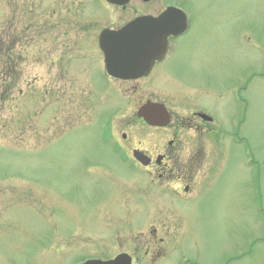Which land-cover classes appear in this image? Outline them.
<instances>
[{
    "label": "rangeland",
    "instance_id": "obj_1",
    "mask_svg": "<svg viewBox=\"0 0 264 264\" xmlns=\"http://www.w3.org/2000/svg\"><path fill=\"white\" fill-rule=\"evenodd\" d=\"M180 1L193 25L152 94L99 74L97 36L120 20L116 5L0 0V264L120 250L133 264H264V0ZM184 78L213 101V133L185 157L190 177L143 173L102 123L113 109L122 143L125 132L152 147L164 130L127 122L147 97L186 107ZM152 231L156 254L133 246Z\"/></svg>",
    "mask_w": 264,
    "mask_h": 264
},
{
    "label": "flooded vegetation",
    "instance_id": "obj_2",
    "mask_svg": "<svg viewBox=\"0 0 264 264\" xmlns=\"http://www.w3.org/2000/svg\"><path fill=\"white\" fill-rule=\"evenodd\" d=\"M120 11H123V15L117 23H112L107 25L109 28H119L122 25L126 24L130 20L139 17V16H159L162 14L167 6H175L179 9L170 12V15L175 16L173 18V22L176 29L174 35H168L166 49L164 51L161 59L153 58L152 59V67L147 73H143L142 75L129 79H120L115 78L106 73L104 71V75L110 81H137L139 82L137 87L146 86L149 87L148 91L153 94V79L158 74L161 75L163 70H165L164 66L170 59H173L177 54L178 44L181 38L188 35L192 25H193V14L190 10L185 8L182 5L180 0H173L170 2L164 3L162 0H128L124 4H115ZM176 46V47H175ZM175 49V50H174ZM105 70L103 66H99L98 71L99 74L101 71ZM187 74L188 72L186 70ZM189 79L186 81L183 89H180L179 93L181 94L180 99L182 103L185 102L186 107L182 110H174L171 107L169 108L165 101L169 112H170V122L165 126H153L144 121L141 117L130 118L127 122L130 124H139L143 129L147 130H164L165 136L162 141L156 140L157 143H154L152 147H144V140L137 137V141L129 138L127 133L121 132V137L127 140V147L124 143H122L121 139L119 140L114 131V127L116 125V116L112 115V119L108 122L109 130H110V139L113 140L116 149L124 150L127 156V161L132 165H137L142 171L151 175L152 172L156 174L160 178H167L169 176H175L181 178V175L186 178L190 177L189 174L192 171V166H187L186 161L184 160L186 156H189L188 159H196L201 155L202 150V141L201 138H206L213 133L214 126L213 123L215 119L213 117V101L211 98H202L200 94L202 92L201 87L192 82L193 78H184ZM146 80L151 81V83H147ZM146 82V83H145ZM169 91H167L168 93ZM151 98V97H147ZM146 98V99H147ZM152 100H157L156 96L152 97ZM171 101V99H169ZM116 119V120H115ZM202 138V139H203ZM154 140V137H152ZM130 150V151H129ZM140 151L144 155H146L149 159V162L146 165H143L140 161H138L133 153L134 151ZM152 176V175H151ZM188 188V185H185V189ZM152 236L146 240H131L133 246L145 245L148 246V251L151 252V255L156 254V240L153 235L156 233L154 231L151 232ZM128 252L131 257L132 251L130 250H120L118 252ZM116 252V253H118ZM133 261V258H132Z\"/></svg>",
    "mask_w": 264,
    "mask_h": 264
},
{
    "label": "water",
    "instance_id": "obj_3",
    "mask_svg": "<svg viewBox=\"0 0 264 264\" xmlns=\"http://www.w3.org/2000/svg\"><path fill=\"white\" fill-rule=\"evenodd\" d=\"M138 23V21H135L118 32L105 31L103 34L102 46H104V50L108 55L109 49L107 48L115 49L116 53L120 57H123V60L120 61L121 67L124 70L130 66L137 70L144 69L147 65L146 61L137 63L133 61L139 55L136 50L146 49L150 43H155L158 37H161L162 34H166L171 30V27L167 23H164L163 20L148 28L149 23H141L143 25L142 30H133V26L138 25ZM111 61L108 60V69L111 73L123 76L121 71L116 68L117 62L113 61L111 64ZM118 66L120 67V64ZM138 113L153 123L161 124L164 123V120L167 121L165 111L159 103L147 102L140 107ZM84 264H130V261L121 254L111 260H88Z\"/></svg>",
    "mask_w": 264,
    "mask_h": 264
}]
</instances>
